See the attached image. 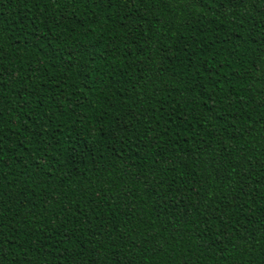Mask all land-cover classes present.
<instances>
[{"label": "trees", "instance_id": "trees-1", "mask_svg": "<svg viewBox=\"0 0 264 264\" xmlns=\"http://www.w3.org/2000/svg\"><path fill=\"white\" fill-rule=\"evenodd\" d=\"M0 264H264V0H0Z\"/></svg>", "mask_w": 264, "mask_h": 264}]
</instances>
